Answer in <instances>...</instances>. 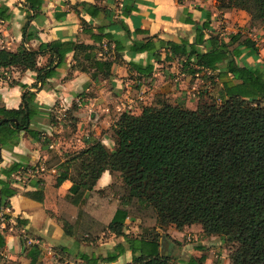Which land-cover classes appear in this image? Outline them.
<instances>
[{
  "label": "trees",
  "instance_id": "obj_1",
  "mask_svg": "<svg viewBox=\"0 0 264 264\" xmlns=\"http://www.w3.org/2000/svg\"><path fill=\"white\" fill-rule=\"evenodd\" d=\"M25 1L35 14L41 11L42 0ZM218 2L220 12L245 11L251 17L252 27L264 28V0ZM81 6L91 16L99 10L88 4ZM12 17L8 7L0 6V20L10 21ZM207 30L209 25L197 26L194 44L186 40L169 42L164 49L171 58H181L185 74L219 87L218 99L208 95L219 103L199 104L196 110H189L170 104L163 94L155 95L152 105L146 106L140 115L124 112L107 131L106 137L114 147L95 140L63 163L55 187L67 181L73 183L69 194L57 199V214L65 234L88 244L114 235L125 239L133 254V264H176L161 252L162 233L171 226L183 231L199 225L206 237H219L238 245L231 264H264V68L238 63L245 54L257 55L260 48L247 33L238 32L227 38L213 34L206 40ZM86 31L82 38L101 42ZM22 32L25 44L35 37L29 22L23 25ZM161 49L159 43L151 40L134 43L132 47L136 53L154 54L157 62ZM94 50L93 45L80 43L53 42L43 44L37 51L22 45L17 52L0 50V70L36 72L37 82L32 89L38 90L56 76L68 54L75 52L76 57L81 53L85 54L84 59L92 60L88 52ZM122 50L117 48L118 52ZM46 55H50L48 65L40 68L39 58ZM91 65L110 75L112 63L98 60ZM131 66L147 75L154 70L153 65ZM135 92L138 94L139 90ZM35 97V93L26 94L25 106L19 111L0 110V137L29 131L35 116ZM113 115L116 118L114 112ZM11 120H17L18 126ZM59 164L61 158L50 150L47 169ZM71 170L75 175H71ZM105 172L111 174L113 185L95 191ZM17 192L10 184L4 185L0 190V207L10 208L9 200ZM106 194L114 197L113 211L99 217L98 207L90 199ZM39 200H43L41 193ZM128 222H139L136 236L127 234ZM4 246L0 234V248ZM37 250L33 247L31 253ZM125 251L119 245L104 261L115 263ZM31 258V264L39 263L34 253ZM82 259L98 262L86 256ZM206 260L190 258L188 264H205Z\"/></svg>",
  "mask_w": 264,
  "mask_h": 264
},
{
  "label": "crops",
  "instance_id": "obj_2",
  "mask_svg": "<svg viewBox=\"0 0 264 264\" xmlns=\"http://www.w3.org/2000/svg\"><path fill=\"white\" fill-rule=\"evenodd\" d=\"M42 1L41 11L35 14L25 0H0V6L8 7L13 15L10 21L0 20V50L17 52L25 45L27 49L37 51L43 44L53 42L93 45L95 50L88 52L92 60L84 59L85 54L78 53L76 57L75 52L68 54L64 66L56 70V76L47 80L46 87L38 90L32 89L37 82L36 72L0 70V110L19 111L25 106L26 94L35 93L36 96L32 106L35 116L30 122L29 131L0 137V190L6 184L18 190L9 200V220L0 226V234L5 241V246L0 248V264H31L33 253L34 257H39L38 264H133V254L124 238L108 235L96 244L81 242L65 234L58 218L57 199L67 196L73 185L72 181H67L55 187L63 169L61 165L91 146L95 140H101L104 144L109 140L103 136L104 141L100 133L91 136L85 130L78 135L74 131L70 132L67 122L69 115L75 125L73 129L77 127L80 131L82 125L89 122L94 124L93 130L102 125L107 132L121 115L114 118L113 108L120 112L126 103H135V91L139 90V94H142L146 85L153 87L156 79L164 75L161 70L164 64H177L181 75L193 78L183 72L181 58H171L164 49L166 43L186 40L194 44L197 26L202 28L204 25H209V30L205 31L206 40L213 34L227 38L231 34L243 32L257 43V38L264 34V28L257 30L252 27L251 17L245 11L220 12L218 0ZM82 4L98 7L97 15L91 16L82 8ZM246 17L248 19L244 20ZM27 22L31 24L35 37L25 44L22 28ZM85 30L100 38L101 42L82 38ZM262 39L263 44H257L261 46L259 53L252 57L245 54L238 60L240 65L246 62L253 67L264 68ZM149 40L159 43L162 48L158 62L152 53L132 51L134 43H146ZM119 47L123 50L118 52ZM202 50L206 52L203 47ZM167 57L171 60H167ZM49 58L50 55L40 57L38 66L45 68ZM98 60L112 63L109 76L107 71H99L91 65ZM131 63L143 68L153 65L154 70L148 75L145 72L142 74ZM221 68L225 69V66ZM130 77L141 82L125 83V79ZM20 85L27 88L22 89ZM125 88H129V91ZM219 91V87L211 84L205 95L217 97ZM120 100L127 102L120 104ZM170 104L196 110L182 104ZM130 113L140 115L142 111ZM5 122L7 120H3ZM11 122L18 126L17 120ZM50 150L57 152L61 164L47 169ZM42 167L43 172L35 178L30 177L29 171ZM15 168L16 172L13 171ZM71 175H75L74 170H71ZM112 185L111 174L105 172L95 191H103ZM40 193L43 194L42 201L39 200ZM96 198L92 197L90 201ZM130 226L133 227L132 231L128 230L127 234L136 236L139 222H128ZM190 236L197 242H189ZM223 241L219 237H206L199 225L187 227L183 231L171 227L168 232L162 233L161 252L164 256L176 259V262L172 260L176 264H188L190 258L204 257L207 258L205 264H213L207 251ZM119 245L126 248L125 254L115 263L105 262L104 259L113 254ZM33 247L38 250L31 253ZM83 256L98 262L87 263L82 259Z\"/></svg>",
  "mask_w": 264,
  "mask_h": 264
},
{
  "label": "rangeland",
  "instance_id": "obj_3",
  "mask_svg": "<svg viewBox=\"0 0 264 264\" xmlns=\"http://www.w3.org/2000/svg\"><path fill=\"white\" fill-rule=\"evenodd\" d=\"M247 19L248 17L244 18V20H247ZM262 38H264V34H262L261 38H257L258 45L263 44ZM161 70H163L162 72H164L163 73L164 75L162 78L156 79V81L153 83V87L152 86L149 87L148 85H146L144 88V91H142V94L141 93L136 94L135 92L136 95H134V99L137 98L135 103L127 104L126 103L127 101L125 102V101L120 100L119 101L120 104L122 102L126 104L123 105L120 112H118L116 108H113L114 114L118 116V114H123L125 111L139 113V111H142L146 106L152 105L155 95H159V94L165 95L167 100L173 104H182L190 109H197L198 104H206V103L209 104L212 101H216L214 98L210 96L207 97L205 95V92L209 91L211 88L210 83H208L207 81H202V79L200 78H194V79L185 78L183 75L179 73L178 71L179 67L177 64H173V65L164 64V68ZM138 81L139 80L133 79L132 77L125 79V83L126 82L138 83ZM139 82H141V80ZM136 85H135V88H136ZM125 90L129 91V88H125ZM216 98L218 99V96ZM216 102L219 103V100H217ZM61 114L62 113H60V117H62ZM117 116L116 118H118ZM67 122L69 124V127L71 128L70 132L74 131V134L77 133V135L80 134L79 132H81L82 130H85V133L90 134L91 136H93L94 134L100 133L101 138H103L104 140L103 136H106V133H107L105 128H103L102 125H98L99 130L97 129V127H95V129L93 130L94 124H90L89 122H86V123L90 124V127L89 126L87 127V124H84V126L82 125L80 131H78L77 127L76 129H73L75 125H73L74 122L70 115H69V118L67 119ZM105 144L109 147H114V144L110 140H106ZM70 154L73 155V152H70ZM118 183L119 184L122 183L121 179L118 180ZM113 199H114L113 196L111 195L109 196L108 194H106V195H103L102 197L99 196L98 198L93 199V201H91L94 205L98 207L97 214L99 217L107 216L109 212L113 211V207L111 206ZM171 227H169L166 230V232H168ZM132 228H133L132 226L128 227L130 231H132ZM190 237L193 238L192 242L194 241L195 243L197 242V240L193 236H190ZM237 247H238L237 244L232 243V242H226L224 240L222 243L218 244L216 247L214 246L212 248H209L207 252L209 253L210 260H212L213 264H231V257L233 253L236 251ZM172 260H174V258H172ZM174 261L176 262L177 260L175 259Z\"/></svg>",
  "mask_w": 264,
  "mask_h": 264
},
{
  "label": "built area",
  "instance_id": "obj_4",
  "mask_svg": "<svg viewBox=\"0 0 264 264\" xmlns=\"http://www.w3.org/2000/svg\"><path fill=\"white\" fill-rule=\"evenodd\" d=\"M44 171V168L35 169L34 171H29V175L31 178L37 177L41 172ZM11 211L9 208H3L0 207V220L2 224H6V222L9 220V215ZM189 242H192V238H189Z\"/></svg>",
  "mask_w": 264,
  "mask_h": 264
},
{
  "label": "water",
  "instance_id": "obj_5",
  "mask_svg": "<svg viewBox=\"0 0 264 264\" xmlns=\"http://www.w3.org/2000/svg\"><path fill=\"white\" fill-rule=\"evenodd\" d=\"M165 238V237H164ZM163 245H164V243H163Z\"/></svg>",
  "mask_w": 264,
  "mask_h": 264
}]
</instances>
